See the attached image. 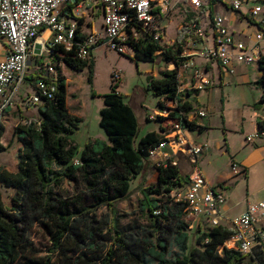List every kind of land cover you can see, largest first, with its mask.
<instances>
[{
	"label": "trees",
	"instance_id": "16d2710c",
	"mask_svg": "<svg viewBox=\"0 0 264 264\" xmlns=\"http://www.w3.org/2000/svg\"><path fill=\"white\" fill-rule=\"evenodd\" d=\"M79 23L82 24L81 19ZM45 30L41 29L40 35ZM77 39L82 41L84 36L78 35ZM184 39L181 29L172 46L163 47L144 36L133 47L131 59L136 62L160 59L176 66L174 70L163 71L162 77L151 83L155 94L163 98L158 107L172 111L169 117L160 118L163 126L160 132H149L137 141V117L112 83L110 93L102 96L104 106L99 121L109 143L90 141L77 158L78 147L69 136L81 120L69 113L63 78L58 80L54 98L46 99L39 110L40 126L32 123L15 127L14 135L20 144L16 158L18 172L14 177L0 173V182L14 192V198L7 204L0 191V264H18L21 260L25 264H54L51 259L36 261L26 257L30 233L36 225L49 234L53 253H65L63 264H150V261L157 264H242L247 258L264 264V243L249 256L227 249L220 253V247L234 232L225 225L206 232L198 228L201 233L195 239L196 246L190 249L186 205L170 198L176 187L187 183L188 176L182 173L180 161L173 157L157 166V184L145 191L146 195L162 198L149 202L145 196L146 208L143 210L152 230L137 228L132 234L120 228L117 215L109 220L97 214L99 208L113 207L116 201L128 197L130 181L151 159L150 149L167 142L176 125L182 130L203 129L195 121L187 120L195 108L186 95L177 94V69L185 60L179 58ZM58 52L61 56L55 54V59L75 72L88 68L92 83V60H82L76 52L55 50L54 53ZM259 69L258 83L263 93L256 106L264 111V66ZM166 103H175L176 108H165ZM257 125L264 136V116ZM1 136L2 130L0 153L9 149L1 143ZM75 160H79L78 165ZM67 182L73 184V191L65 188ZM158 209L160 213L154 214ZM173 247L176 252H172ZM68 253L74 258L68 257Z\"/></svg>",
	"mask_w": 264,
	"mask_h": 264
},
{
	"label": "built area",
	"instance_id": "2783aa9c",
	"mask_svg": "<svg viewBox=\"0 0 264 264\" xmlns=\"http://www.w3.org/2000/svg\"><path fill=\"white\" fill-rule=\"evenodd\" d=\"M100 3L102 24L99 29L92 28L89 34H85L81 30L78 12L84 7L92 8V0H0V39L6 46L5 59L0 61V126L5 112L13 105L16 90L26 77L31 45L38 42L43 28L49 30L50 36L41 44L40 54L52 59L38 68L35 95L26 101L30 107L43 104L46 99L55 96L58 85L56 69L60 62L54 55L61 56L59 52L54 53L55 50L76 52L80 59L88 62L91 61L92 51L99 46L129 56V51L144 36L159 43L168 16L182 9L186 12L190 10L193 17L182 28L185 45L179 58L198 57L207 63L217 62L230 75L234 74L231 66L235 60L244 65L256 64L258 68L264 66V0H100ZM245 4L249 6L243 11ZM217 6L240 15L248 23V29L233 31L228 18L215 10ZM78 35L84 36V39L79 41ZM207 35H210L213 47ZM186 67L183 64L177 69L178 95H185L191 90L203 91L211 84L206 70L196 67L188 78L191 86L186 85ZM173 69H176L175 65ZM120 82L121 71L116 69L111 75V83L116 85ZM171 105L172 109L176 108L175 103ZM171 112L165 109L160 115L169 117ZM206 115V109L198 108L187 120L205 118ZM30 124L31 121L23 123ZM168 138L167 142L151 148L149 155L151 159H156L159 166L170 160L165 148L173 144L177 152L188 160L192 172L187 183L170 193L173 202L186 205L185 220L188 216L196 219L204 215L209 229L228 226L234 231L233 235L219 252L227 249L252 255L256 247L264 243V201L251 203L247 210L233 219L226 218L222 213L226 201L224 185H209L197 164V158L204 154L206 146L191 144L178 125L171 130ZM246 141L251 143L253 139L247 137ZM74 163L78 165L79 161ZM173 164L177 165L175 161ZM231 171L234 176L245 174V169L236 162L231 163ZM159 213L158 209L154 214ZM196 222L187 223V230H192Z\"/></svg>",
	"mask_w": 264,
	"mask_h": 264
},
{
	"label": "rangeland",
	"instance_id": "374dc122",
	"mask_svg": "<svg viewBox=\"0 0 264 264\" xmlns=\"http://www.w3.org/2000/svg\"><path fill=\"white\" fill-rule=\"evenodd\" d=\"M92 1V8L84 7L78 12L79 19L82 20V24H80L81 30L86 34H89L92 28L99 29L102 24L100 0ZM229 13L228 11L223 12L222 15L229 19ZM231 13L233 12L231 11ZM192 17L193 14L190 10L186 12L184 9L170 14L164 24L166 27L161 31L162 40L159 44L163 47L174 45L179 31ZM207 37L210 45L213 47L210 35H207ZM184 45L185 42L183 41L181 43L182 49ZM94 51H96V68L94 69V73L96 76V91L98 93L104 94L107 90L110 93L111 77H108L109 70L110 68L120 69L123 72L121 74V82L116 85L114 84V86H117L116 92L123 97V100L128 104L130 102L140 103L144 109L153 113L155 119L158 117L166 118L164 115H160L164 109L158 107V103L163 98L155 94L151 83L152 80L160 79L163 71L174 70L171 65L164 63L160 59L153 62H136L131 59L134 56L133 50L129 51V56L119 55L106 49L105 46H99ZM119 60L121 61L118 63ZM32 61H34V58H32ZM44 62H46V59ZM210 64L213 65V69L209 73H206L211 81L210 86L206 88L207 90L205 89L199 92L192 90L188 99L195 109H207L209 106L210 112L207 119H204V122L207 126H211V129L207 133L186 128L185 134L191 140L197 142V144L206 146L204 155L198 156V167L208 177L210 183L215 184L217 181L223 180L221 184L225 188V197L227 191H229L230 197L227 206H234V208L226 212L224 207L222 213L226 218L233 219L244 208L243 202L247 200V190L249 187L251 193L249 198L250 202L264 201V143H262L264 136L260 134L257 125V122L264 116V111L262 108L256 106L263 93L262 86L258 83L261 77V71L256 64H241L242 67H239L240 64H238L234 75L230 77L223 76L222 78V70L219 64L217 62H210ZM78 88H80L78 96L85 103L87 101L86 99L90 98V95L87 93V87L86 85L82 87L79 84ZM74 98H76V94ZM172 107L171 103H166L165 105V108L171 109ZM158 110L160 113L156 112ZM98 116L96 109V112L91 113L89 120L80 122L78 128L69 136V139L78 147L77 158L81 156L82 150L90 138L109 143L105 132L99 126L100 117ZM222 118L227 122L226 129L222 127ZM29 119H32L31 116L22 117L18 115L16 123L13 120L12 124L2 130L1 143L8 145L9 149L6 152L0 153V173L6 176L14 177L18 172L16 158L20 144L14 135V125H23L24 121H30ZM138 123L139 133L137 141L153 128L158 129L156 124L154 127L145 125L140 115ZM166 126V128H169L167 124ZM225 137L227 138V144L231 151H228L226 148ZM247 137H251L253 141L248 143L246 141ZM232 162H243L250 167L255 165L254 171L246 179L247 183L244 181L245 174L232 175ZM155 170L154 167H151V169L146 171L144 176L136 175L130 181L128 197L116 201L113 207L107 208L103 206L99 208L97 214L103 215L109 220L113 219V217L115 218L117 215L120 228L132 234L137 228H145L148 231L152 230L146 218V211L143 208H146L145 196L149 202L152 199H162L160 196H149L145 193L147 189L155 187L157 184ZM182 172L184 175L191 173L190 166L183 164ZM228 175L229 178L227 179ZM65 188L73 191L74 186L72 183L67 182ZM79 188H82V184H79ZM0 191L5 202L9 204L14 198L12 188L0 182ZM198 219L203 224L200 226L201 230L203 232L208 231L209 226L206 223L205 216L201 215ZM190 222L189 225L191 224ZM200 233L196 226L190 232V249L196 246L195 239ZM176 251V248L173 247L172 252ZM64 254L61 251L53 253L52 243L47 231L40 225L34 226L30 233V244L26 253L28 259H34L36 261L51 259V262L54 264H63ZM66 255L72 257L71 259L74 258L70 253ZM150 262V264H157L155 261ZM18 264H25V261L21 260ZM242 264L257 263L251 262L247 258Z\"/></svg>",
	"mask_w": 264,
	"mask_h": 264
},
{
	"label": "crops",
	"instance_id": "0c3cea01",
	"mask_svg": "<svg viewBox=\"0 0 264 264\" xmlns=\"http://www.w3.org/2000/svg\"><path fill=\"white\" fill-rule=\"evenodd\" d=\"M248 6H249L248 4H245L243 11H246ZM215 10H217L219 13H223V12H227V11L230 12L228 14L229 15L228 21H229V26L231 27V29L233 31H238V32L242 31L243 32V31H246L248 29V23L246 22V20L245 19H241L242 17L240 15H237L233 11H232L233 13H231L230 9L222 8V7L217 6L215 8ZM44 32L41 33L39 38L44 35ZM49 36H50V33H49L48 37L45 38L41 43H39V41L36 42V43H32V45H31L32 49H31V52H30V60H29L30 65H29V68L27 70L26 77H25L24 81L22 82V84L18 87V89L16 90V92H15V94L13 96V105L11 107H9L7 109V111L5 112L2 124L0 126V130H3L4 128H7L8 125L13 123V120H14V123H16L18 115H21L22 117L23 116H26V117L31 116L32 119L31 120L29 119V120L32 123H34L36 126H37L38 122L41 123V119H40V116H39V110H40V108L42 107L43 104H39L37 106H31L30 107V106L27 105L26 101H27V99H29V98L33 97V95H35V83H36L37 77L39 76V69L38 68L40 67V65L42 63H45L44 62L45 59H46V62H48V61H50L52 59L49 56L40 54L41 53V49H42L41 44H44V42L46 40H48ZM239 39H240V37H239ZM97 48H95V49H97ZM5 51H6L5 43H4V41H2L0 39V61L5 59ZM95 54H96V51L93 50L92 54H91V60H92V63H93L92 83L89 82V73H90L89 69H85L82 72H75L74 70H72L69 67H67L61 61H60V64L57 66V69H56L57 79L59 80L60 78H63L65 80L66 93H67L66 103H67V108L69 110V113L72 116L78 117L81 120V122L82 121L83 122L88 121L90 116H91V113L94 112V111L96 112V109L98 111V115H99L98 117H100V111H101V109L104 106L102 96L108 93L107 92L108 90L104 94H100V93H98L96 91V76H95V73H94V69L96 68ZM32 58H34V61H32ZM120 61L121 60H119L118 63ZM183 64L187 66L186 67L187 70H185L186 71L185 72V78H186L185 84L189 85V86H191L192 83H191L190 80H188V78L191 76V73H192L193 69H195L196 67L201 68V69L203 68L204 70H206V73H209L213 69L212 68V66H213L212 64L204 62L203 60H201L198 57H192L190 59H185ZM238 64H240V63L235 60L233 62V64H232V66H231L234 69V74L236 72V67H237ZM171 66H174V65H171ZM239 67H242V65L240 64ZM114 70H116V69L115 68H110L108 77H111V74L113 73ZM118 70H120V69H118ZM221 70H222V72H221L222 78H223V76H229V77L231 76L230 73H228L222 67H221ZM121 74H123L122 71H121ZM79 84L82 87H84L86 85L87 93L90 95V98H87L86 99L87 101L85 103H83L81 98L78 96L79 89H80V88H78ZM111 85H112V83H111ZM109 87H110V82H109ZM191 91L186 92L185 95H186L187 99H188V96H189ZM92 92L95 93L94 96L92 95ZM9 93H10V89H8V91H7V94H9ZM75 94H76V98H74ZM129 105L133 109V111H134V113H135V115L137 117L138 122H139V115H140V117L142 118V121H143V123L145 125H151V126L154 127V125L156 124L158 126V129L153 128L149 132H153V131L157 132V133L160 132V129L163 126H162V122H161L159 117L157 119H155L153 117V113H150V112H148V110L144 109V107L140 103L130 102ZM206 111H207V115H206L205 118L196 117V118H194L192 120V121H195L196 124L199 127L203 128L202 130H200L199 128H196L195 131L207 132V133L210 131L211 126H207V124H205V122H204V119H207V116H208V114L210 112L209 111V106L206 109ZM156 112L160 113L159 110L156 111ZM19 119H21V117H19ZM99 121H100V119H99ZM24 122H26V121H24ZM16 126H18V125L15 124L14 127H16ZM222 127H223V129H226V127H227V122H226L225 119H224V123L222 122ZM183 135L187 138V140L191 144H193V145H201V144H197V142H195L194 140H191L188 136H186L185 129L183 130ZM224 140H225V145L227 147V150L231 151L230 147H228V144H227L228 143L227 138L225 137ZM90 141H94V139L90 138L88 142H90ZM262 143H264V139L262 140ZM165 151H166L167 155H169L170 158L173 157L174 160L176 159V160L180 161L181 167H182L183 164L190 166V164H189L188 160L186 159V157L183 156L182 154L178 153L177 150H176V147L173 144L167 145L166 148H165ZM202 155H204V154H202ZM198 162H199V158H197V164H198ZM238 164L243 169H245V175L246 176L244 178V181L246 182V179H248L250 173L254 171L255 165L250 167V166H248V164H245L243 162H240V163L238 162ZM151 167H154V169H156L155 170L156 171L155 172V174H156L155 177H156V181H158V171H157L156 159L148 160V162L146 163L145 168L138 174V176H144L146 171L151 169ZM190 168H191V166H190ZM202 173H203L207 183H209V185H211L212 187H218V185H221V183H223V180H220V181H217L215 184H212V183L209 182L208 177L204 174V172H202ZM186 175L189 177L190 173L189 174L186 173ZM232 175H233V173H232ZM228 178H229V175L227 176V179ZM249 181H250V179H249ZM247 193H248L247 194V200H245L243 202L244 208L241 211H239V214H237V216L240 215L241 213H243L245 210H247L248 206L251 203H253L252 201L250 202V200H249L250 195H251L250 187L248 188ZM228 199H230L229 191H227V193H226V201H225V204L223 206V208L225 207L226 212H229V211H231L234 208V206H229V207L227 206L228 205ZM143 204H145V203H143ZM195 220H197V222L194 224L193 229L189 230L190 232L195 229V226H196L197 230H198V228L201 230L200 225L202 226L203 224L199 221L198 218L195 219L194 217H189L188 216L187 219H186L187 223H189L190 221L194 222Z\"/></svg>",
	"mask_w": 264,
	"mask_h": 264
},
{
	"label": "bare ground",
	"instance_id": "6f19581e",
	"mask_svg": "<svg viewBox=\"0 0 264 264\" xmlns=\"http://www.w3.org/2000/svg\"><path fill=\"white\" fill-rule=\"evenodd\" d=\"M49 33V30L45 31L44 35L38 39L39 43H41L45 38H47Z\"/></svg>",
	"mask_w": 264,
	"mask_h": 264
}]
</instances>
